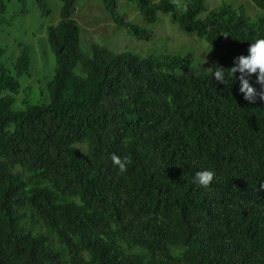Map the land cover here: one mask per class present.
I'll return each mask as SVG.
<instances>
[{
    "label": "trees",
    "instance_id": "obj_1",
    "mask_svg": "<svg viewBox=\"0 0 264 264\" xmlns=\"http://www.w3.org/2000/svg\"><path fill=\"white\" fill-rule=\"evenodd\" d=\"M10 0H0V26ZM25 3L27 0H20ZM46 15L48 0H34ZM60 0L46 29L54 56L48 101L16 109L31 69L24 48L12 69L0 45V264H264V101L248 103L225 71L264 38L263 15L205 0H123L147 24L158 13L210 48L216 64L187 74L185 56H141L81 44L77 5ZM113 23L152 41L120 0H100ZM259 92L257 75L248 77ZM129 156L121 174L111 155ZM216 174L210 190L197 171Z\"/></svg>",
    "mask_w": 264,
    "mask_h": 264
},
{
    "label": "rangeland",
    "instance_id": "obj_2",
    "mask_svg": "<svg viewBox=\"0 0 264 264\" xmlns=\"http://www.w3.org/2000/svg\"><path fill=\"white\" fill-rule=\"evenodd\" d=\"M223 2L234 7L244 6L251 19L263 15L251 0H205L206 11L200 18H205ZM48 3L51 14L46 15L34 0L24 4L20 0H10L6 13L8 22L0 26V45L6 50L5 63L9 68L12 69L24 48L29 47L31 52V69L20 79L21 90L15 96L16 109H24L25 101L30 104L48 101L47 84L54 72L55 59L45 33L49 25L58 22L61 7L60 0H48ZM120 9L132 21L153 31L154 39L150 42L137 40L113 23L100 0H85L77 5L75 19L81 27V44L86 51L90 52L92 45L98 44L117 53L129 51L144 57L191 53L194 63L187 74L207 72L216 64L209 45L195 34L181 31L168 15L158 13L157 22L147 24L134 4L120 0Z\"/></svg>",
    "mask_w": 264,
    "mask_h": 264
},
{
    "label": "clouds",
    "instance_id": "obj_3",
    "mask_svg": "<svg viewBox=\"0 0 264 264\" xmlns=\"http://www.w3.org/2000/svg\"><path fill=\"white\" fill-rule=\"evenodd\" d=\"M172 3L177 9H187L184 0H172ZM248 51V56L241 55L236 58L234 61L235 66L231 69L225 70L221 66L216 65L214 67V79L224 84L226 80L225 71L228 72V77L234 81L237 79L236 73H239V91L243 94L244 100L251 104L255 103L257 98L264 101V38L257 39L254 43H251ZM254 74L257 75V83L261 86L259 92L251 85L248 79V77ZM111 161L121 174L127 172L128 165L132 163L131 157L126 156L121 158L116 154L111 155ZM215 178L216 174L214 171H197L193 178V183L206 190H210ZM262 188H264V185H262Z\"/></svg>",
    "mask_w": 264,
    "mask_h": 264
}]
</instances>
